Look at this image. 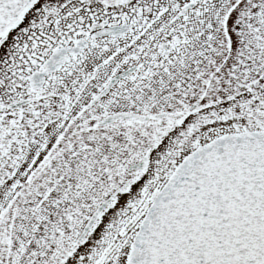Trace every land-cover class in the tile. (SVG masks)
<instances>
[{
	"label": "snow or ice",
	"instance_id": "obj_1",
	"mask_svg": "<svg viewBox=\"0 0 264 264\" xmlns=\"http://www.w3.org/2000/svg\"><path fill=\"white\" fill-rule=\"evenodd\" d=\"M0 264H264V0H0Z\"/></svg>",
	"mask_w": 264,
	"mask_h": 264
}]
</instances>
